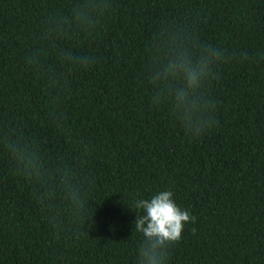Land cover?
Segmentation results:
<instances>
[{"label": "trees", "instance_id": "trees-1", "mask_svg": "<svg viewBox=\"0 0 264 264\" xmlns=\"http://www.w3.org/2000/svg\"><path fill=\"white\" fill-rule=\"evenodd\" d=\"M113 4L94 40L65 43L96 57L70 75L64 93L70 141L50 123L44 82L25 62L43 19L65 11L67 0H0V128L33 140L50 164L78 165L77 139L94 148L82 168L93 181L85 213L92 218L86 231L79 221L75 235L56 233L36 201L38 187L15 174L0 148V264H136L134 202L165 190L196 217L167 264H264V60L217 70L206 85L217 123L197 139L167 106L150 105L146 80L147 50L165 21L199 42L264 52V0Z\"/></svg>", "mask_w": 264, "mask_h": 264}, {"label": "clouds", "instance_id": "clouds-1", "mask_svg": "<svg viewBox=\"0 0 264 264\" xmlns=\"http://www.w3.org/2000/svg\"><path fill=\"white\" fill-rule=\"evenodd\" d=\"M113 7V0H67L65 11L51 12L43 19L35 47L25 57L30 70L44 82L50 123L70 141L74 133L60 107L64 93L70 75L92 67L96 57L74 51L65 43L78 45L94 40ZM147 51L150 105L157 109L167 106L170 116L191 139L199 138L217 123L213 115L215 103L206 92V85L217 78V70L232 62L255 64L264 60V52L228 50L199 42L175 21H165L158 27ZM49 57L55 63H50ZM75 142L78 165L63 160L50 164L33 140L15 129L0 128V148L7 154L15 174L38 187L36 201L48 213L57 234L71 228L75 235L78 222L83 220L85 230V220L92 218L85 213L93 181L83 174L82 168L94 148L82 139ZM172 197L173 193L165 190L149 199L135 200L134 207L139 211H134L137 218L133 229L140 235L136 264H167L170 248L180 241L184 225L195 222L196 217L178 207Z\"/></svg>", "mask_w": 264, "mask_h": 264}]
</instances>
